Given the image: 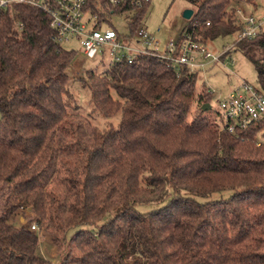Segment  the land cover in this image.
<instances>
[{
  "label": "trees",
  "instance_id": "trees-1",
  "mask_svg": "<svg viewBox=\"0 0 264 264\" xmlns=\"http://www.w3.org/2000/svg\"><path fill=\"white\" fill-rule=\"evenodd\" d=\"M151 1L133 9L88 0L86 11L105 22L128 15V33L114 30L131 37ZM184 1L194 13L179 37L205 44L240 33L238 6L255 5ZM53 35L38 8L0 11V190L11 185L0 264H53L37 255L34 222L59 253L68 245L60 264H264V121L230 132L221 113L219 125L202 110L214 96L198 87V73L138 55L86 74L93 110L121 114L117 128L86 129L68 88L77 52ZM235 51L264 94V27L222 60ZM19 211L34 215L30 226L10 222Z\"/></svg>",
  "mask_w": 264,
  "mask_h": 264
},
{
  "label": "built area",
  "instance_id": "built-area-1",
  "mask_svg": "<svg viewBox=\"0 0 264 264\" xmlns=\"http://www.w3.org/2000/svg\"><path fill=\"white\" fill-rule=\"evenodd\" d=\"M148 0H109L113 7H129L140 9ZM14 4H23L38 8L50 17V27L53 29V41L58 45L77 42L86 54L103 52L106 49L111 62L128 61L131 63L138 55H152L166 61L175 71L181 67L191 73L205 68L208 64H221L228 68V63L222 56L228 51L217 55L211 52L208 45L197 42L191 35L168 41L161 47L160 41L153 38L146 29L139 28L131 37H120L114 29H103L105 20L87 10L88 0H0V11ZM13 31H22L24 24L12 16ZM264 27V17L255 19L250 16L245 19L243 30L237 34V41L255 37ZM233 64V62H232ZM232 72V71H231ZM233 73V72H232ZM212 96L216 92L209 91ZM218 112L225 119V126L234 133L238 127L264 121V94L253 85L242 81L226 96H217ZM31 230L39 231L37 223L31 224ZM42 240V237H39Z\"/></svg>",
  "mask_w": 264,
  "mask_h": 264
},
{
  "label": "rangeland",
  "instance_id": "rangeland-1",
  "mask_svg": "<svg viewBox=\"0 0 264 264\" xmlns=\"http://www.w3.org/2000/svg\"><path fill=\"white\" fill-rule=\"evenodd\" d=\"M253 4H240L237 8V17L241 23L245 22L247 17H254L255 19H262L264 17V0H255ZM190 9L184 0H152L150 8L145 16L141 28L155 39L160 41L163 47L168 41L176 40L186 25L184 19V12ZM130 17L126 14L113 15L109 22L103 25V29H115L119 33L126 35L128 33V22ZM237 40V34L220 38L213 42H207L208 48L211 52L219 55L224 50L232 47ZM65 49L74 50L77 56L68 70L70 82L68 85L69 91L73 97L72 108H77V112L81 114L84 120L86 129L96 126L101 130L114 127L117 128L121 114L107 118L102 116L99 112L93 110L91 102V92L88 86L85 85L87 81V73L94 71L97 74H102L110 65L111 57L106 49L103 52H93L86 54L79 44L75 41L63 45ZM228 63V68H224L221 64H208L205 68L198 71V87L205 86L211 91L216 92V96L211 102L212 111H210L212 122L220 125V119L217 115L218 104L216 102L217 96H226L233 88L240 82L245 81L253 86H258L257 72L249 60L239 51L232 53L231 57L227 56L224 59ZM233 62V64H232ZM233 73H232V72ZM11 189V185H5L1 190L4 191L3 199L0 203V211L3 202ZM227 194H224L226 196ZM220 196H215L218 198ZM151 208H142V211ZM1 213V212H0ZM22 219H25V225L30 226L32 220L35 219L33 214L25 211H19L10 220L16 226L23 224ZM78 230L70 233V240ZM42 240L39 243L37 255L51 261L53 264H60L68 251V245L65 251L59 253L56 247L52 244L49 236L43 232L36 231Z\"/></svg>",
  "mask_w": 264,
  "mask_h": 264
},
{
  "label": "water",
  "instance_id": "water-1",
  "mask_svg": "<svg viewBox=\"0 0 264 264\" xmlns=\"http://www.w3.org/2000/svg\"><path fill=\"white\" fill-rule=\"evenodd\" d=\"M193 13H194V12H193L192 9H187V10L184 12V19H185L186 21L190 20V19L192 18V16H193ZM211 109H212V106H211V104H209V103L203 105V107H202V110H203L204 112L210 111Z\"/></svg>",
  "mask_w": 264,
  "mask_h": 264
},
{
  "label": "crops",
  "instance_id": "crops-1",
  "mask_svg": "<svg viewBox=\"0 0 264 264\" xmlns=\"http://www.w3.org/2000/svg\"><path fill=\"white\" fill-rule=\"evenodd\" d=\"M22 222H23V220H22Z\"/></svg>",
  "mask_w": 264,
  "mask_h": 264
}]
</instances>
